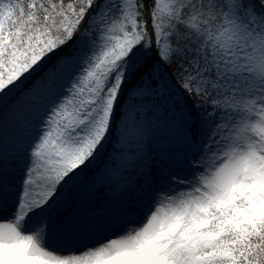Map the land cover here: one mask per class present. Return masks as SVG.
<instances>
[{
    "label": "snow or ice",
    "instance_id": "6c2138e0",
    "mask_svg": "<svg viewBox=\"0 0 264 264\" xmlns=\"http://www.w3.org/2000/svg\"><path fill=\"white\" fill-rule=\"evenodd\" d=\"M0 264H264V0H0Z\"/></svg>",
    "mask_w": 264,
    "mask_h": 264
}]
</instances>
